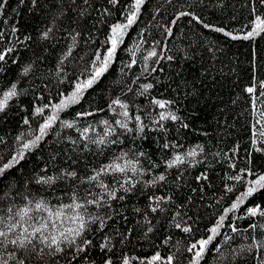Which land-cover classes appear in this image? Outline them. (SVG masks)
<instances>
[{"label": "trees", "instance_id": "16d2710c", "mask_svg": "<svg viewBox=\"0 0 264 264\" xmlns=\"http://www.w3.org/2000/svg\"><path fill=\"white\" fill-rule=\"evenodd\" d=\"M133 2L37 0L33 4L32 0H0L5 5L0 8V53L5 55L0 61V97L13 83L18 91L0 112V166L16 155L22 143L39 134V125L52 114L51 106L73 90L77 79L85 78L82 74L90 70L96 52L111 46L106 42L111 26L126 23ZM257 16L264 19V0H144L100 81L85 91L79 103L61 111L40 143L0 177V196L11 189L0 199V209L12 204L23 206L26 201L20 193L42 196L50 205L69 203L72 185L78 181L58 179L52 185H42L37 179L59 176L62 170H75L79 177H87L114 157L128 153L126 158L138 160L142 174L101 175L100 180L117 188V196L125 199L108 200L100 208L89 206V212L111 217L102 229L97 222L85 233L91 241L87 246L89 258L101 264L107 255L114 264H121L122 256L127 255L137 258L131 264H140L156 252L162 257L176 253L174 264H187L190 254L184 248L206 238L207 229L254 178L241 170L264 174V136L260 135L264 131V88L260 86L264 84V32L243 39ZM49 28L52 31L45 39L42 34ZM167 28H171V35ZM215 28L239 38L233 40ZM70 47L71 54L64 59ZM153 49L157 55L145 60ZM28 65L31 69L23 75ZM147 84L152 87L144 91L142 86ZM248 87L254 91L248 93ZM117 98L128 105L127 118L118 106L109 108ZM154 99L167 101V106L161 109L152 102ZM36 107L44 108V113L35 115ZM161 112L177 119L160 120ZM104 120L108 125L102 123ZM116 120L126 122L128 128L119 127ZM63 121L73 123V127H65ZM85 128L88 132L82 137ZM109 129L114 131L104 145L90 142L104 137ZM190 150L196 151L194 158L186 155ZM175 155L185 156L186 162L168 168L167 161ZM161 174L164 181L150 186L146 183ZM237 174L244 177L243 183L229 178ZM201 176L206 178L198 180ZM126 178L136 182L129 193L119 190L117 183ZM226 186L233 191L226 192ZM79 187L81 196L88 188L103 195L96 182ZM149 196L171 199L161 204L165 211L153 213ZM256 206L264 210V190L229 213L221 234L209 246L220 245L228 257L223 264H259L264 249L253 245L254 241L264 242V216L247 213ZM177 213V219L182 217L191 226V233L173 226ZM253 224L257 226L254 229L249 227ZM229 225L238 231L233 233ZM149 226L153 231L145 236ZM105 237L110 238V244ZM168 237L171 239L165 244ZM226 237L231 239L226 241ZM102 243L111 251H102ZM241 246L253 247L233 261L232 255ZM217 255L209 251L201 264H220ZM70 259V255L62 254L58 262L68 264ZM72 264L82 262L73 260Z\"/></svg>", "mask_w": 264, "mask_h": 264}, {"label": "snow or ice", "instance_id": "6c2138e0", "mask_svg": "<svg viewBox=\"0 0 264 264\" xmlns=\"http://www.w3.org/2000/svg\"><path fill=\"white\" fill-rule=\"evenodd\" d=\"M23 2V0H21ZM37 0H32V3L35 4ZM110 3L115 4L117 0H109ZM144 3V0H134V2L128 8L126 14V23H116L111 26L110 35L108 36L107 43H110V47L106 49L105 52L97 51L94 59L91 61V68L87 71L84 79H77L73 86V90L70 93L64 95V98L58 104L52 105V114L45 117L43 123L39 125L38 135H35L33 139L28 140L20 145L19 150L16 155L12 156L11 159L0 166V177L4 175V173L13 168L16 164L20 162L24 158L25 152L30 151L35 148L40 141L47 134L48 130L52 128L53 124L57 121L58 115L64 109L70 107L73 104L79 103L80 98L84 95L85 91L91 87H93L96 83L100 81V79L104 76V74L108 71L109 66L113 62V58L116 55L118 46L123 42V35L126 30L133 25V23L137 19V14L140 11L141 5ZM4 3H0V8H3ZM62 14V13H61ZM180 15H189V13H181ZM196 19V17H193ZM175 23V21H173ZM204 27L208 28L209 25H204ZM16 29L13 28V31ZM216 32H222L225 36H231L233 40L238 39L239 37L232 35L229 32H226L222 28H215ZM52 31L49 28L46 32L42 34L43 38H47L49 33ZM165 31L171 35V28L165 29ZM261 32H264V19L257 16L254 22V26L252 30L249 31L243 39H249L256 35H259ZM77 35H79L77 33ZM27 39V37H26ZM76 37H73L75 41ZM8 51H11L9 49ZM72 48L70 47L68 53L65 55L64 59L67 58V55H70ZM157 53L155 49L148 52L145 60H148L151 57L156 56ZM5 59V55L0 53V61ZM168 59H172V57H168ZM135 63V60L132 61ZM60 64H63V59L60 61ZM131 67V65H128ZM31 69V65L25 66L22 70L23 75H27ZM62 71V69H59ZM145 70H147V65L145 66ZM155 71V69H153ZM261 88H264V84L260 85ZM144 91H147L152 87L151 84L142 86ZM248 93H252L254 91L253 87H248L246 89ZM18 95L17 84L13 83L10 88L6 91H3L2 97H0V112H3L5 108L8 106V102ZM264 95V93H261ZM154 104L158 105L161 109L167 106V101L161 100H153ZM118 106L120 109L124 110L121 115L125 118L128 117L129 113L127 111L128 105L123 103L119 98L113 100L109 105V108H113V106ZM45 107H48L45 105ZM44 113V108L36 107L34 110L35 115H42ZM92 113H78V116L91 115ZM264 116V113L261 114ZM160 120L172 119L176 120L177 117L172 115L171 113L165 114L164 112L160 113ZM136 120L139 122L140 117L137 116ZM259 122V121H258ZM25 124H28L29 121L27 119L24 120ZM63 125L67 128H72L73 123L68 121H63ZM105 125H108V121H102ZM115 123L121 128H128L126 122L121 120H116ZM186 127V125H185ZM131 131V129H128ZM142 131V126L140 128ZM114 129H109L105 132L104 137L100 139L91 140V143L96 144L97 146L104 145L106 143V137L111 134ZM88 132V128H85L82 133V137H86ZM261 136H264V131L260 132ZM17 140H21V137H17ZM115 143V141H112ZM253 146H255V139L253 140ZM164 147H168L167 144ZM256 151H261V149H256ZM195 150H190L186 155L188 157L196 156ZM139 155L143 156L144 153H140ZM128 153H121L120 156L114 157L113 160L106 165H102L99 169H94L93 175L87 177H79L78 173L75 170H62L59 176H48V177H39L36 181L38 184H47L52 185L58 179H68L72 181H78L72 185V192L69 195V203H60L59 205H50L49 202L44 197L36 198L35 194L32 196L26 195L24 193H20L23 196V199L26 203L23 206L17 207L15 204L10 205L6 210L0 209V264H59L58 257L60 255H70L71 259L68 261V264H72L73 260H78L82 262V264H96V262L89 258L87 254V246L91 244V241L85 237V233L89 230L91 224H96L99 222V226L102 229L106 220L111 219V217H102L99 213L89 212V206H95L97 208L102 207L107 204L108 200L125 199L124 196H117V188L111 187L109 184L104 183L100 180L101 175L106 174H126L131 171L133 175H136L138 172L142 174V170L138 169L137 164L138 160L128 159L126 158ZM120 161H123L121 163ZM185 156L175 155L174 158L167 161V167L172 168L179 164L185 163ZM248 175H252L254 178L247 181L246 191L240 193L235 199V201L231 204L230 207L225 208L223 214L219 216L216 220L215 224L208 228V235L206 238H200L195 240L194 242H190L185 248L188 254L187 264H201V261L204 260L206 254L209 251H212L216 254V259L223 264L228 257L221 252L220 245L216 244L213 249H210L209 246L213 244V241L216 239L218 235H220V230L225 226L224 222L228 217L229 213L238 209L241 204L247 200L254 193L264 190V174H257L248 170H241V172H245ZM206 178L204 176L197 177V179ZM230 179L235 180L236 182L243 183L244 177L240 174H237L233 177H229ZM165 176L163 174L159 175L152 181L146 182L149 186L154 185L158 181H164ZM92 182H96L97 187L103 190V195L93 192L90 188L83 190V196L80 194V185L84 183L91 184ZM119 185V190H122L125 193L131 192L136 187V182L131 178H126L123 182H117ZM128 185V186H126ZM233 187L226 186V192H232ZM11 192L9 189L8 192H5L3 196H0V199H4ZM105 196L107 199H105ZM171 197L165 198L160 196H149L148 200L150 201V208L153 213L159 211H165L161 207L162 203H167L170 201ZM152 203H155V206H152ZM111 207V205H108ZM139 211V209H137ZM247 213L249 216H256L258 213L261 216H264V210H261L259 206L250 207L247 209ZM45 214V215H40ZM180 214L177 213L176 216H173L174 224L173 226L176 229L184 233H191L193 230L191 226L187 224L182 217L177 219ZM151 224V221H148ZM231 227V231L233 233L237 232L238 229L236 227ZM250 228H256L255 224L249 225ZM153 231V228L149 226L147 231L145 232V236L147 233ZM247 231V230H245ZM171 237L165 239L164 243L167 244ZM227 239H231V237H226ZM105 240L108 243H111L109 237H105ZM177 244H180L178 241ZM257 248L264 249V242L254 241V245ZM253 246H249L245 248L241 246L238 253L232 255V260L235 261L236 256L245 252L251 251ZM102 251L108 252L111 249L108 247V244L102 243L100 245ZM67 249V251H66ZM177 252H180V248H177ZM83 254V255H81ZM137 259L136 257H129L127 255H123L121 259V264H131V260ZM177 260L176 253H172L166 257H162L159 252L153 254L150 258L145 260H141L140 264H174V261ZM101 264H114L112 258L110 256H105L102 260ZM259 264H264V255L259 257Z\"/></svg>", "mask_w": 264, "mask_h": 264}]
</instances>
